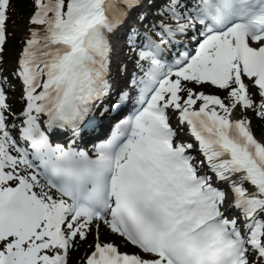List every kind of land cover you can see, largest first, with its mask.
<instances>
[{
  "label": "snow or ice",
  "instance_id": "1",
  "mask_svg": "<svg viewBox=\"0 0 264 264\" xmlns=\"http://www.w3.org/2000/svg\"><path fill=\"white\" fill-rule=\"evenodd\" d=\"M12 4L0 0V66ZM31 5L16 67L0 71V264H70L89 236L81 264H264V0ZM133 94L110 139L72 146Z\"/></svg>",
  "mask_w": 264,
  "mask_h": 264
},
{
  "label": "rangeland",
  "instance_id": "2",
  "mask_svg": "<svg viewBox=\"0 0 264 264\" xmlns=\"http://www.w3.org/2000/svg\"><path fill=\"white\" fill-rule=\"evenodd\" d=\"M27 19H28V17H20V16H18L17 15V10H13V15L11 16V20L8 23V35L10 37H13V38L16 37L18 39H21L25 35V30L27 28ZM151 20H156V18L150 17L149 21L151 22ZM156 21H159V20H156ZM147 23H149V22H147ZM21 49H22L21 46H17V47L7 46L6 47L5 53H4L5 63H4V66L2 65V67H1L3 75L8 76L9 73L13 72V70L16 67V60H17V57L20 54ZM119 49L125 50V53H128V49H127V47L125 45L124 40H120V45H119L118 50ZM132 55H133V58H134V54H132ZM123 58L125 59L124 61L127 62V65L133 64L132 60H130L128 58V55L125 54L123 56ZM9 79H12V83L14 85V88L13 89H9V99H8L9 102L8 103H10L12 105V112H13L14 108L18 109V112H15V113L13 112L14 114L18 115L19 110L21 109V104H19V100H20L21 96L18 95V94L21 93V88H20L19 83L17 81H15L14 78L9 77ZM202 90L206 92L205 89H202ZM206 93H208V94H218L221 97L224 96V93H222V92L217 93L216 90L212 89V88H211V92H206ZM251 115L252 114L249 113L250 117H251ZM170 116L172 117L171 120H172V122L174 124V121H175L174 115L170 113ZM252 126H253V129H254V132H255L256 136L258 138H260L261 137V133L264 132V121H260L259 119H253ZM260 127L262 128L261 131H259L257 129V128H260ZM92 240H93V237L91 238V242L90 243H92ZM101 240L102 241L114 240L115 242L119 241V239L117 237L109 236L108 233L105 234L104 232L101 233ZM89 249L90 248L88 246H85V245H82V244L79 245L78 250L73 251L72 254H71L70 264H81L82 257L85 256V254L89 251Z\"/></svg>",
  "mask_w": 264,
  "mask_h": 264
},
{
  "label": "bare ground",
  "instance_id": "3",
  "mask_svg": "<svg viewBox=\"0 0 264 264\" xmlns=\"http://www.w3.org/2000/svg\"><path fill=\"white\" fill-rule=\"evenodd\" d=\"M120 60H123L124 61L125 59L123 58V59H120ZM133 67H134L133 64L128 65V73L129 74L132 72ZM117 80L121 83V86H124L123 83H122V81H123V78L122 77H117ZM114 100H115V96L111 97V102L112 103L114 102ZM111 104H109V105H111ZM133 105H134V94H133V100H130L125 106H122L119 111L113 109L110 112V114H108L103 119V122L100 123L98 126H96L94 130L92 128H90L88 132H84L83 134H88V133L99 134L102 128L108 127L109 124L112 122V120L115 121L118 116H120L124 112L129 111L133 107ZM97 118L99 119V110H97ZM174 118H175V116H174ZM175 125H176V121L174 123V126ZM75 143H77L79 145H82L83 144V141L79 140V141H75ZM103 230L104 229L102 228L101 231H103ZM91 238H92V236H89L88 240L85 241L83 243V245L88 246L90 244V242H91Z\"/></svg>",
  "mask_w": 264,
  "mask_h": 264
},
{
  "label": "trees",
  "instance_id": "4",
  "mask_svg": "<svg viewBox=\"0 0 264 264\" xmlns=\"http://www.w3.org/2000/svg\"><path fill=\"white\" fill-rule=\"evenodd\" d=\"M165 2V0H163ZM13 9L17 10V15L19 16H28L32 12L31 0H13L12 4ZM13 12V11H12ZM12 15V13L10 14ZM22 43V41L18 38L9 37L7 39L6 46L17 47ZM259 131L262 128H257Z\"/></svg>",
  "mask_w": 264,
  "mask_h": 264
}]
</instances>
